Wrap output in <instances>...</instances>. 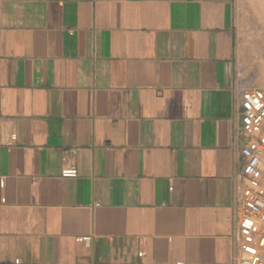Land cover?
Here are the masks:
<instances>
[{
    "label": "crops",
    "instance_id": "obj_1",
    "mask_svg": "<svg viewBox=\"0 0 264 264\" xmlns=\"http://www.w3.org/2000/svg\"><path fill=\"white\" fill-rule=\"evenodd\" d=\"M236 27L235 0H0V264H234Z\"/></svg>",
    "mask_w": 264,
    "mask_h": 264
},
{
    "label": "built area",
    "instance_id": "obj_2",
    "mask_svg": "<svg viewBox=\"0 0 264 264\" xmlns=\"http://www.w3.org/2000/svg\"><path fill=\"white\" fill-rule=\"evenodd\" d=\"M236 90L247 142L241 150L245 158L241 189L243 209L238 219L240 243L233 261L234 264H264V89L250 86L239 77ZM10 138L16 140L17 135L14 133ZM61 175L76 177L78 169L65 167ZM0 184L4 185L3 179ZM87 240L89 237L79 238V241ZM19 262L20 259L15 260Z\"/></svg>",
    "mask_w": 264,
    "mask_h": 264
},
{
    "label": "rangeland",
    "instance_id": "obj_3",
    "mask_svg": "<svg viewBox=\"0 0 264 264\" xmlns=\"http://www.w3.org/2000/svg\"><path fill=\"white\" fill-rule=\"evenodd\" d=\"M235 9L241 69L264 89V0H235Z\"/></svg>",
    "mask_w": 264,
    "mask_h": 264
}]
</instances>
